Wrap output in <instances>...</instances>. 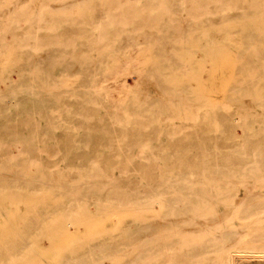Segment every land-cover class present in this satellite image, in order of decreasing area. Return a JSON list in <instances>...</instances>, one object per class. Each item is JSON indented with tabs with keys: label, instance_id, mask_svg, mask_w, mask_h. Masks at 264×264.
<instances>
[{
	"label": "bare ground",
	"instance_id": "bare-ground-1",
	"mask_svg": "<svg viewBox=\"0 0 264 264\" xmlns=\"http://www.w3.org/2000/svg\"><path fill=\"white\" fill-rule=\"evenodd\" d=\"M263 19L264 0H0V58L12 50L0 62L10 82L0 93V170L24 157L55 171L28 194L51 191L41 213L58 223L90 218L95 201L138 211L61 264H264V74L248 67L264 58ZM190 38L202 50L237 49L224 106L192 107L193 71L180 59L193 52ZM17 68L22 83L11 82ZM51 109L68 129H41ZM10 176L0 175L2 219L11 218L6 197L25 189ZM18 256L0 247V264Z\"/></svg>",
	"mask_w": 264,
	"mask_h": 264
},
{
	"label": "rangeland",
	"instance_id": "rangeland-1",
	"mask_svg": "<svg viewBox=\"0 0 264 264\" xmlns=\"http://www.w3.org/2000/svg\"><path fill=\"white\" fill-rule=\"evenodd\" d=\"M91 3L92 2H89V4ZM73 10L74 11L64 9V13L69 15L77 12L74 8ZM261 23H263L264 27V19ZM259 27L261 31L260 24H258V28ZM196 42L191 38L183 42L184 45L189 46L187 52H192V50L193 52L188 54L186 51L180 50L183 55L180 59L188 63L193 71L189 79L190 82L188 83L191 87L190 90L194 91L198 96L194 98L195 103L192 104V107L196 109L201 107V110L211 111L213 109L212 107L219 108V106L225 105L227 91L237 82L236 75L239 66V61L236 56L237 49L220 48L218 47L219 44H213L214 49L202 50L205 49V46L207 45L202 42ZM144 48L145 47H142L140 49V53L143 58L142 60L148 63L150 61L149 50L147 48H145V50ZM11 54L12 50H7L5 57L0 58V62L3 61L2 66H6L7 62L10 61L9 56ZM133 55L137 57L138 53L134 52ZM191 59L193 61H191ZM193 66L194 69L192 68ZM248 67H251L252 70L255 69L258 71L259 75H263L264 58L255 60L253 64ZM56 73H58L57 70ZM3 77L4 75L1 73V94H4V92L7 91L10 84L8 81H3ZM73 78L68 77L65 79L64 84H66L68 88L73 87ZM125 81L129 85H133V80L130 76H127ZM11 82L22 83V76L19 73L18 68L11 73ZM121 88V86H118V88L116 86L114 90L111 91L113 99L120 100L124 97L123 94H121L123 93V88L122 90ZM116 89L119 90L117 91ZM258 99L262 100V96ZM65 100H68V98L65 97ZM205 104L208 105L205 106ZM197 105L199 106L197 107ZM51 110L53 111L48 114L49 117L44 120L45 123L41 124V129H44L46 123L49 122L50 125L53 124L51 126L57 131L68 129L70 125L67 123H58V115L54 109ZM54 117H57L55 118L56 121L54 120ZM48 119L50 121H48ZM51 120L54 123H51ZM207 130L209 132L211 130L210 127L207 126L204 128L202 134L206 135ZM18 150V145H12L10 147V151L15 155L18 153ZM21 158L22 159L19 160L20 162H18V164L17 162L15 163V161L5 162L4 165L8 168L0 170V175L9 174V176L11 175L10 177L18 175L25 181V189L17 192L14 190V193L8 195L4 201L5 205L9 206L11 218L2 219L0 217V247L3 248V251L7 250L14 254H19L18 257L14 258V261L11 260V264H61L63 254L69 253L75 255L78 253L82 245L89 240H97L99 238L114 235L129 218L138 214V211L134 209H108L101 203L99 204L100 209H98V207H96L97 202L95 201L94 205L89 208L91 215L90 218H81L78 221L58 223V221H56L58 216L54 213L45 215V210L41 213V206L52 198L51 191H46L43 188H40L38 191L28 194V190L34 185L32 181H41L46 174L57 173L53 170L45 171L44 169H41V165L43 164V161L41 160L32 162L28 160V158ZM96 178L100 179L101 177ZM100 185L104 190L108 186V182L104 184L100 183ZM18 212L20 214H18ZM38 215L40 216L38 217ZM32 217L34 218L32 219ZM139 222L140 221H137L133 227L136 228V226L139 225ZM19 239L25 240L23 241ZM18 245H23L25 249H13V247ZM31 251L34 255L38 253L41 256L27 260L25 255L26 253H31ZM125 258L126 257H123L124 260Z\"/></svg>",
	"mask_w": 264,
	"mask_h": 264
}]
</instances>
